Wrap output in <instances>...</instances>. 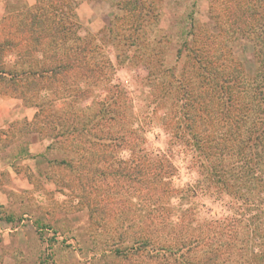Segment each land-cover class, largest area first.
Returning a JSON list of instances; mask_svg holds the SVG:
<instances>
[{
    "label": "rangeland",
    "instance_id": "1",
    "mask_svg": "<svg viewBox=\"0 0 264 264\" xmlns=\"http://www.w3.org/2000/svg\"><path fill=\"white\" fill-rule=\"evenodd\" d=\"M124 1L0 0V264H148L145 252H128L134 238L185 229L189 239L227 250L224 264H264L253 261H264V189L259 200L241 202L216 194L200 184L195 154L175 137L183 134L179 102L171 105L181 95L176 82L196 67L204 31L218 33L211 0H137L140 15ZM216 1L218 15L224 0ZM40 20L49 28L42 34ZM65 24L82 40L74 43L84 58L76 85L57 82L61 76L15 80L63 61L64 51L46 61L38 50H53H33L30 40L53 39L51 27L67 37ZM254 49L249 37L232 46L230 59L246 77L257 72ZM37 104L45 105L41 116ZM77 109L86 117L80 134L45 129L46 119L75 118ZM117 131L128 141H111ZM176 248L183 258L193 254L185 242Z\"/></svg>",
    "mask_w": 264,
    "mask_h": 264
},
{
    "label": "trees",
    "instance_id": "2",
    "mask_svg": "<svg viewBox=\"0 0 264 264\" xmlns=\"http://www.w3.org/2000/svg\"><path fill=\"white\" fill-rule=\"evenodd\" d=\"M215 3L216 0H211L209 18L218 33L209 34L204 31L205 38L203 41L200 39L203 47L199 55L193 57L196 67L182 70L180 79L176 82L177 92L181 95H176V100L171 105L174 107V104L179 102L173 110L175 118L177 116L175 124L181 125L183 134L175 137L184 143L185 153L191 154L192 157L195 154V161L199 163L203 178L200 184L205 183L211 188L215 186L214 191L218 195H229L228 198L236 195L233 196L236 201H245L247 196L259 200L258 195L264 189V74L260 75V69L264 66V0H224L218 15L213 11V7L211 8ZM131 4L134 8L137 7V11L140 10V15L143 5L137 0H125L123 5ZM218 16L223 17V20ZM37 23L39 25L36 27L41 28L42 34L48 25L43 23V20ZM64 27L68 32L67 37H58V30L51 27L53 39L37 36L30 40L33 50L41 45L53 50L50 54H45V50L42 51L41 48L38 50L37 53L45 60H54L55 55L64 51L62 63L59 61L54 63L56 65L37 72L22 71L15 76V80L22 83L38 80L36 83H43L44 79L56 80L61 76L57 82H73L76 85L82 65L81 59H84L81 56L83 49L78 48L77 43L82 40L72 26L65 24ZM72 35L74 37L70 38ZM192 36L195 40L198 39L193 33ZM245 37H249L255 46L254 58L258 68L252 77H246L242 71H236L239 66L230 59L233 43L238 38ZM75 42L77 43L74 44ZM56 43L62 48L55 49ZM186 43L184 46H187ZM66 45V48L71 46L73 50H65ZM55 58L58 60L57 56ZM1 73L3 72L0 71ZM195 79L202 83L197 87L198 91L191 87ZM156 83L158 84L159 80ZM74 100L76 102L78 98L74 96ZM36 107L40 116L46 112L44 104H37ZM62 109L57 110L63 113ZM78 111L79 109L75 118L64 113L54 121L46 119L45 129L64 138L70 137L71 134H80L79 125L86 117H77ZM92 118L93 116L89 121ZM83 125H86V121ZM115 134L111 141H128V136L122 132L117 131ZM70 160L78 162L79 157H71ZM239 206L240 204L235 205V213H238ZM185 230L183 236L173 235L169 238L150 230L145 239L134 238V248L127 250L136 255L138 254L135 252H145L148 264H224L230 260L227 250L221 245L204 242L198 238L189 239L193 237L187 233L188 229ZM184 242L187 249L193 252L185 258L178 255L180 248H176V245H183ZM248 242L251 244L250 239ZM232 243L228 244L229 249ZM253 261L264 263L263 259L261 261L257 257Z\"/></svg>",
    "mask_w": 264,
    "mask_h": 264
}]
</instances>
